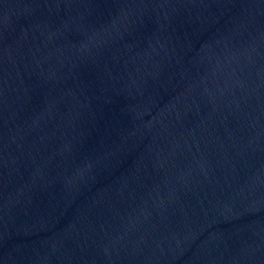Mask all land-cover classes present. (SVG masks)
Listing matches in <instances>:
<instances>
[{
	"label": "water",
	"instance_id": "obj_1",
	"mask_svg": "<svg viewBox=\"0 0 264 264\" xmlns=\"http://www.w3.org/2000/svg\"><path fill=\"white\" fill-rule=\"evenodd\" d=\"M0 264H264V0H0Z\"/></svg>",
	"mask_w": 264,
	"mask_h": 264
}]
</instances>
